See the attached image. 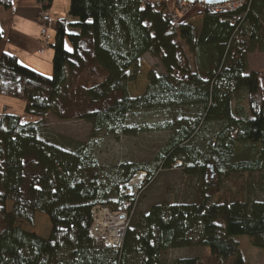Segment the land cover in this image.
Listing matches in <instances>:
<instances>
[{
    "label": "trees",
    "instance_id": "16d2710c",
    "mask_svg": "<svg viewBox=\"0 0 264 264\" xmlns=\"http://www.w3.org/2000/svg\"><path fill=\"white\" fill-rule=\"evenodd\" d=\"M177 11L173 0L160 7L142 0H70L68 18L54 26L52 76L14 55L0 57V96L21 101L36 119L0 115V264H161L165 253L195 247L206 249L215 264H248L239 237L264 250V88L259 74L248 73V55L264 45V0L226 14L202 12L198 29ZM147 55L163 74L151 72L145 93L132 99L128 72ZM149 113L164 115L165 123L131 125L136 115ZM50 116L84 121L94 136L169 132L158 155L165 170L197 163L195 138L209 126L219 128L207 165L191 173L201 179L197 200L138 215L113 251L91 236L93 210L134 203L118 191L142 170L122 166L107 183L89 145L64 147L42 132ZM208 166L225 180L259 175L261 181L254 187L247 179L232 199L213 201L220 190L212 195L205 183ZM144 172L151 182L152 172ZM38 215L50 223L46 238L21 227L34 228Z\"/></svg>",
    "mask_w": 264,
    "mask_h": 264
},
{
    "label": "rangeland",
    "instance_id": "374dc122",
    "mask_svg": "<svg viewBox=\"0 0 264 264\" xmlns=\"http://www.w3.org/2000/svg\"><path fill=\"white\" fill-rule=\"evenodd\" d=\"M152 1L166 2L164 0ZM177 12L179 16L191 20L195 28L198 29L201 25V13L204 12L201 8L195 6L187 13L180 10ZM54 23H51L48 28L51 35L55 34L53 27ZM151 72H155L160 76L163 74L159 62L150 55L143 57L139 61L138 66L128 72L130 80L128 84V93L130 98L137 99L145 93L149 84L148 78ZM49 76H52V74ZM22 115L26 120H36L33 117L27 116L25 113H22ZM165 121L164 115L149 113L136 115V117L131 120V125L137 127L148 125L151 128L152 125L158 124L159 122L165 123ZM218 128L219 127L216 126H209L203 133L195 138L197 141V150L202 156L197 163L187 162L185 164L179 162L171 170H165L163 166H159L158 163L159 152L171 136L169 132L146 130V133L135 137H114L102 132L94 136L92 133V126L84 121H58L52 116L49 117L48 123L43 127L42 132L57 138L64 147H71L74 142L89 145L100 163L107 183L116 179L117 172L122 166L129 165L133 168L142 170L133 177L129 184L120 186L118 191V197L121 198V200H123V197H133L134 203L131 204V200H125L121 202L120 207L115 203L109 207L100 206L101 210L97 211L94 217L93 225L98 230L99 238H93V240L98 246L116 251L117 249L111 246L113 243L110 239L112 238L111 232L118 230L119 224L125 222L124 225L120 226V229L124 228L126 232V229L138 215L147 214L153 206L191 204L197 200V195L202 185L201 179L191 173L192 171L198 172L202 169L203 165H207L205 157H207L210 149L214 145V138ZM144 171L152 172L151 182L146 183L147 173ZM205 173V183L209 187L212 186L211 194L213 195L215 192H218L215 189L220 190L219 194L217 193L216 196L214 195L213 201H216L219 195L227 200L232 199L234 197L235 188L241 183L245 184V180L247 179L253 181L254 187H258L261 181L259 175L225 180L224 177H219L215 174L213 169H210L209 166L205 169ZM234 179H236L237 182ZM11 210L12 204L8 203L7 211L10 212ZM115 223H118V225H116V228H112ZM21 227L43 238H46L51 230L47 217L43 215H38L36 217L34 228L29 227L26 223H22ZM2 229L3 223L0 217V232ZM125 232L123 234V240ZM117 234L115 233L113 236H115V238L122 236L121 233L118 236ZM112 239L114 240V238ZM118 240H115V243H117ZM237 241L240 243L242 255L248 264H264V250L252 247L249 239L246 237H239ZM189 258H198L204 264H215V261L210 258L209 252L202 247L171 250L162 256L161 264H176L179 260Z\"/></svg>",
    "mask_w": 264,
    "mask_h": 264
},
{
    "label": "crops",
    "instance_id": "0c3cea01",
    "mask_svg": "<svg viewBox=\"0 0 264 264\" xmlns=\"http://www.w3.org/2000/svg\"><path fill=\"white\" fill-rule=\"evenodd\" d=\"M69 8L70 0H51L47 8L51 23L68 18ZM41 12L39 0H12L9 7L0 6V57L3 54L14 55L24 66L49 76L53 73L54 52L51 44L55 34L49 33L50 46L40 53ZM184 20H187L186 17H182V21ZM200 27L201 25L198 28ZM248 73L259 74L264 88V45H258L256 51L248 55ZM22 113L24 104L21 101L0 96V115H18L23 118L24 123L33 122L26 120Z\"/></svg>",
    "mask_w": 264,
    "mask_h": 264
},
{
    "label": "built area",
    "instance_id": "2783aa9c",
    "mask_svg": "<svg viewBox=\"0 0 264 264\" xmlns=\"http://www.w3.org/2000/svg\"><path fill=\"white\" fill-rule=\"evenodd\" d=\"M40 1V5L42 7V12L39 18V24H40V38H41V45H42V49L40 51V53H43L47 48H49L50 46V41L48 40V35H49V25L51 23V16L49 13V10L47 9L50 1L51 0H39ZM144 4L147 3H151L153 4L155 7H160L162 2L161 1H152V0H142ZM166 2L170 1V0H164ZM249 0H234L231 1L227 4H222V5H213V6H207V5H191V4H187L185 2L179 1V0H173V2L175 3V5L177 6L178 10L180 11H185L186 13L189 12L190 10H192L195 6L201 8L204 12H208L210 14H226V13H231V12H235L241 8H243L244 6H246V4L248 3ZM182 19V16H181ZM100 207H97L93 210V216L95 217V214L97 211H100ZM125 222H123L124 225ZM116 225H118V223H115L114 226H112V228H116ZM118 229H120V227L118 226ZM124 229V228H123ZM98 230L94 227V225L92 226L91 229V236L92 238L98 239L99 238V233L97 232ZM111 240V239H110ZM123 242V239H122ZM122 242L116 246L115 240L112 241V247L114 249H120L122 246Z\"/></svg>",
    "mask_w": 264,
    "mask_h": 264
},
{
    "label": "water",
    "instance_id": "95a60500",
    "mask_svg": "<svg viewBox=\"0 0 264 264\" xmlns=\"http://www.w3.org/2000/svg\"><path fill=\"white\" fill-rule=\"evenodd\" d=\"M179 1L185 2L187 4H191V5H196V4L203 5L204 4L207 6H213V5L227 4L234 0H179Z\"/></svg>",
    "mask_w": 264,
    "mask_h": 264
},
{
    "label": "bare ground",
    "instance_id": "6f19581e",
    "mask_svg": "<svg viewBox=\"0 0 264 264\" xmlns=\"http://www.w3.org/2000/svg\"><path fill=\"white\" fill-rule=\"evenodd\" d=\"M121 225H123V223L119 224L118 226L120 227ZM124 232H125L124 229H118V230H114V231L111 232L112 233V238H114V240H118V238H119L118 242L114 243L116 246H118L122 242ZM115 233L116 234L118 233L117 236L121 233L122 236H118L117 238H115V236H113ZM112 238H111V240L113 241Z\"/></svg>",
    "mask_w": 264,
    "mask_h": 264
}]
</instances>
